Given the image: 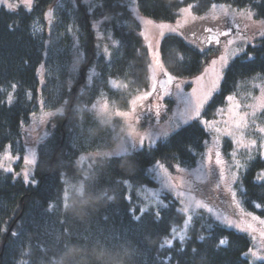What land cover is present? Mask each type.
I'll return each mask as SVG.
<instances>
[{"label": "trees", "instance_id": "1", "mask_svg": "<svg viewBox=\"0 0 264 264\" xmlns=\"http://www.w3.org/2000/svg\"><path fill=\"white\" fill-rule=\"evenodd\" d=\"M50 1L33 0L28 12L0 9V153L16 143L23 123L38 107L37 100L42 97L48 103L50 99L38 74L44 62L43 50L32 31L34 20L41 17ZM212 4L249 10L255 19H264V0H136L142 16L166 23L174 22L183 6L189 5L194 16H202ZM75 5L70 16L83 63L71 91L62 88L58 103L63 115L50 120V132L36 149L32 174L38 183L25 184L0 173V264H250L244 254L251 240L245 233L200 215L194 218L186 239L175 240L169 247L162 245V240L169 235L171 225L183 220L177 201L167 195V208L144 213L135 205L136 186L152 184L147 172L151 165L162 164L170 173L175 167L196 166L208 140L199 121H190L130 154L95 157L87 169L75 164L79 151L71 140L78 108L93 102L109 81L124 86L115 99L119 105L126 103L130 95L148 87L150 66L140 24L124 0H95L92 9L78 1ZM98 20L101 35L116 43L107 59L99 54L100 48H92L97 40L92 22ZM103 42L107 39L102 46ZM258 42L225 68L218 91L202 111L204 118H214L227 96H239L250 80L264 77V38ZM159 56L164 70L176 79L197 75L208 59L176 33L161 38ZM91 68L95 74L90 84H80ZM260 116L264 119V111ZM116 123L113 121L114 126ZM259 170H264V158L257 155L241 173L240 195L246 207H264V181L255 179ZM126 182L132 191L127 190ZM106 188L115 190V201L93 204L92 198ZM70 205H75L74 212L65 211ZM225 238L227 244L221 245ZM72 249L76 253L69 255Z\"/></svg>", "mask_w": 264, "mask_h": 264}, {"label": "rangeland", "instance_id": "2", "mask_svg": "<svg viewBox=\"0 0 264 264\" xmlns=\"http://www.w3.org/2000/svg\"><path fill=\"white\" fill-rule=\"evenodd\" d=\"M77 1L78 3L85 4L92 9L95 0H52L45 7L41 17L35 19L32 24V31L38 36L37 38L40 39V49L43 50L44 54V62L41 65L43 68L41 66L38 68L39 80L41 81V86L48 91L47 93L50 99L48 98V103H45L42 97L37 100L38 107L33 110L27 121L23 123L20 132L21 134L16 140V143L0 153V173L11 175L12 178L20 179L25 183L24 173L27 170L31 171L29 183L25 184H33L31 181L34 180L32 173L35 168V165L26 164L25 158L29 156L30 153H35L38 145L48 136V133L50 132L49 125H51L50 120L56 115H63L62 110H60L61 104L58 103V99H60L62 95V88H64V91H71L75 83L76 75H78L80 70V65L83 63V55L80 49L81 45H79L80 42L78 36H76V31L72 28V18L70 16L72 10L76 7L75 4H77ZM124 1L128 5L129 10L131 11L130 13H132L136 21H138L137 23L140 24L141 33H143L146 41L150 59L148 87L140 92L130 95L126 100V103L124 102L122 105H119L115 98L118 91L124 90V86H122L120 82L109 81L107 88L101 91L99 95L94 98L93 102L84 107L78 108V114H76L75 119L77 125L74 130L73 139L71 140L72 146L79 151L76 155L75 164L81 169H87L89 166V160L95 157L101 156L102 158V156L109 157L130 154L140 147L151 146L159 139L166 137V135H163L162 133H167V135H169L178 128L184 126V124L197 120L203 127L204 131L207 132L206 134H208L207 144H205L206 146L201 158H199L196 166L191 169L175 167L172 173L168 171L169 175L172 177V183L181 185L178 190L188 192L190 186L191 194L197 199H202L208 207L213 209V212L211 213L206 209H198L188 225L187 230L192 225L194 218L200 215H204L228 228H230V226L216 219L215 214L220 213L227 215L233 220L239 219L238 210L235 209L231 202L230 194L226 191V185L220 182V166L215 164V152L217 150L220 152L221 158L224 162L223 167L226 179L231 178L232 172L236 173L237 180L232 184V188L237 192V199L241 202L242 207L246 212L252 213V215L257 216L259 219H264V207L261 205L257 206L256 204H253V207H246L243 205L239 187L241 173L245 170L247 163L257 155L264 158V147H261V145H264V133L259 131L260 128H264V119L260 116L261 112L264 111V108L254 110L251 107H246L247 105L255 104V98L261 95L260 86H264V77H257L250 80L247 85L248 87L243 88L242 91L240 90L239 96H234L241 105V114H248L246 116L248 128L244 130V136L245 140H256V146L251 150L239 148L232 137L226 136L223 133L218 134L215 131L210 130L204 124V121H215L216 127L221 129L224 128V122L229 119L227 112L229 107V102L227 101L228 96L224 101L223 107L218 109L214 118H204L202 116L204 108L201 111L200 117L196 119L189 118L185 112V98L190 97L193 90L197 88V84L195 83L197 77L203 74L204 70L210 65L212 59H218L219 56L223 54L224 42L230 38L221 37L220 45L201 44L200 41L206 39L209 35L205 30L207 28H213L216 31L231 30L232 37H234L237 30H239L240 35L247 38V42L237 40L236 43L232 45V47H240L242 45L243 50L237 55L231 57L229 60L230 63L235 57L244 54L247 51V48H253L258 45L259 39L264 38V36H261L260 34L264 31V19H255L252 15L251 20H249L246 16L242 17L238 15L240 12H246L249 10H237L226 6L225 8L228 10V15H224L219 9V4H212L211 8H209L204 15L196 16V20H191L189 17L187 23H184L185 17L181 13V9H191L189 5L183 6L179 9L178 16L174 22H157L145 18L140 12H138L139 10L136 5V0ZM11 2L19 3V0H11ZM213 5L217 6L215 12H213ZM1 8L9 11L4 5H0V9ZM21 8L28 12L23 5H21L15 12ZM50 11L52 12L51 22H49L47 17V13ZM190 11L192 13V10ZM147 20H151L152 24L148 25L143 23V21ZM178 21L183 24V27L179 28L176 34L183 36L187 42L198 48L200 51L201 49L206 51L208 59L205 66L202 68V71L197 75L190 78L176 79V82L180 83V90H177L175 84H173L167 86L168 91L165 92V81L167 78L164 75L165 70L162 63H160L159 42L163 36L173 32L163 30V35H161L162 30L159 28V25L167 24L171 27H176ZM99 23V20L92 22V34L95 37L94 39H97L95 40L94 45H92V48H100L99 54H102V56L107 59L109 57L110 49L114 47V44L116 43L111 40V37L105 38V36L101 35L102 33L99 29ZM231 27L235 28V30L233 31ZM103 39H107V42H103L104 46H102ZM105 49H107V51H105ZM94 74L95 72L92 68L86 71L84 80L82 79L80 84L86 82L88 86ZM153 77H155V79H153ZM44 82L46 85L43 84ZM62 85H64V87L60 88ZM153 85H155L157 91L153 92L146 100H138L135 105L136 110L133 112L132 101L136 100L138 96L144 93L151 92ZM67 91L65 93H68ZM161 96L163 97L162 99H160ZM63 102L64 100L62 103ZM105 102H107V107L104 109L99 108ZM57 103L59 105H57ZM93 105H96L97 107L94 108ZM221 109L224 111H221ZM84 111H86L87 114H83ZM157 111H159V115L156 114ZM44 113H52V115L45 116ZM119 113H129L130 118L120 115ZM115 120L118 123L114 126L113 121ZM131 128H135L138 135L130 136L129 132ZM133 137L137 138L134 144ZM216 141H218V143H215ZM224 142L228 143L225 144ZM210 149L212 150L211 163H209L208 160ZM6 151L11 156L10 160L4 159ZM234 152L235 157L233 156ZM82 157L83 159H81ZM236 161H239L243 166L237 169L235 167ZM9 165L12 168L11 172L5 171V168ZM161 165L162 164L156 163L148 167L147 172L152 180V184L139 185L133 190L132 187H129L130 184L126 182L128 187L127 190H133L134 192L136 197L135 205L140 213L141 208L145 206H147V209L159 207L154 202L157 198V193L159 194V199L163 200L165 204L168 203V199H166L167 195H170L176 200L178 203L176 209H178V211L184 206L181 203V199L183 198L177 197L175 191L162 188L161 178L163 173L161 171ZM202 168L208 172L207 176H205L204 171H201ZM213 169L214 172L212 171ZM85 176L86 175H83V177ZM255 179L257 182L264 181V170H259V172L256 173ZM79 183L80 181H78L77 184ZM218 183L220 184L219 188L216 187ZM180 213L183 215L181 224L171 225L169 235L162 240V245H167L165 243L166 240H172V242L175 240L180 241L176 233L184 231V223L187 220V214ZM247 219L250 221L251 218L248 217ZM256 227L259 228L260 225L257 224ZM231 228L249 236L251 245L244 254L249 263L252 264L257 261H264L257 258L264 257V240L259 236V233L250 234L249 232L240 231L235 227ZM173 229H175L176 232H173ZM253 235L256 236L255 240H253ZM252 252H256L257 257H253L251 255Z\"/></svg>", "mask_w": 264, "mask_h": 264}, {"label": "snow or ice", "instance_id": "3", "mask_svg": "<svg viewBox=\"0 0 264 264\" xmlns=\"http://www.w3.org/2000/svg\"><path fill=\"white\" fill-rule=\"evenodd\" d=\"M33 0H19V3L17 2H11V0H0V5L6 6V8L9 11L15 12L21 5H23L28 11H31ZM216 5H213V12L216 11ZM219 9L221 12L224 13V15H228V10L225 8L224 5H220ZM181 13L184 15V23L188 22V18L190 17L191 20H196L197 17L192 15L190 8H183L181 9ZM240 16H246L247 19L251 20L253 13L251 11L246 12H240L238 13ZM47 17L49 19V22L52 20V12L47 13ZM215 18V17H213ZM143 23L151 25L152 21L147 20L143 21ZM183 27V24H181L179 21L177 22L176 27H171L167 24H160L159 28L162 30L161 35H163V30H167L169 32L176 33L179 28ZM205 31L209 33V35L206 37V39H203L200 41L201 44H221V37H230L224 42V48H223V54L219 56L218 59H212L210 61V65L204 70L203 74L197 77L195 83L197 84V88L193 90V93L190 97L185 98L186 103V109L185 112L189 116V118L196 119L199 118L201 115V111L204 108L205 104L212 98L213 94L217 91L220 85V81L223 79L224 76V69L227 68L229 64V60L231 57L237 55L240 51H242V45L240 47H232L236 43L237 40H243L244 42H247L246 37H242L240 35V31L237 30L236 35L234 37L231 36V30L228 31H216L213 28H207ZM261 36H264V31H262ZM143 35V33H141ZM107 51V49H105ZM201 51L204 53V55H207V52L201 49ZM182 59V57H181ZM43 68V66H41ZM165 77L167 78L165 81V92L168 91L167 86L175 84V88L177 90H180V83L176 82V78L167 73L164 72ZM155 79V77H153ZM114 83V82H113ZM261 87V95L256 99V103L253 105H247L246 107H251L254 110L264 108V86ZM13 88H15V85H13ZM157 89L155 85H153L152 91L144 93L137 97L136 100L132 101L133 109L132 111L135 112V105L137 104V101H143L146 100L149 96L152 95L153 92H156ZM163 97L161 96L160 99ZM9 100H11V96H9ZM227 101L229 102V107L227 109L229 119L224 122V128L221 129L219 127H216V122H208L204 121V124L206 127H208L210 130L215 131L216 133H223L226 136H230L233 138L234 142L239 148H245L251 150L256 146V140H245L244 136V130L248 128V123L246 120L247 113L241 114L240 103L236 100L234 96H228ZM94 108H96V105H93ZM107 107V102H105L103 105H101L99 108L104 109ZM221 111H224L221 109ZM120 115H123L125 117L130 118L129 113H119ZM159 115V111L156 113ZM45 116L52 115V113H44ZM260 132L264 133V128L259 129ZM163 135H167V133H162ZM130 136H136L138 135L136 133L135 128H131L129 132ZM142 142V138H141ZM135 143V140L133 141V144ZM215 143H218L216 141ZM261 147H264V145H261ZM212 150H209L208 154V160L209 163H211L212 156H211ZM233 156L235 157V152L233 153ZM5 160H10L11 156L5 152L4 155ZM83 159V157L81 158ZM25 163L28 165H35L36 163V156L35 153L32 152L25 158ZM215 164L217 166H220L219 171V178L220 182L224 183L226 185V191L230 194L231 202L234 205L235 209L238 210V220H233L230 218V216L223 215L220 213L215 214L216 219L222 221L226 225L230 227H235L239 229L240 231L249 232L250 234L259 233V236L264 240V219H259L257 216L252 215L250 212H246L245 209L242 207L241 202L237 199V192L232 188V184H234L237 180V176L235 172H232L231 178L226 179L225 170L223 167V160L221 158L220 152L217 150L215 152ZM243 165L239 161H236L235 167L237 169L241 168ZM161 171L163 173V176L161 178V186L162 188H167L170 191H175L177 197H181V203L184 205L181 209H179L180 212L187 214V220L184 223V231H180L176 233L179 237L180 241H184L187 236V228L190 222L193 219V216L195 215L196 211L198 209H206L208 212H213V209L208 207V205L202 200L197 199L194 195L191 194V188L189 186L188 192H185L184 190H178L180 189L181 185L179 184H173L172 183V177L169 175L167 169L163 167V165L160 166ZM5 171L11 172L12 168L9 165L5 168ZM201 171L205 172V176H207L208 172L204 170L203 168ZM214 172V169L212 170ZM31 175V171L27 170L24 173V180L25 183H29V177ZM31 183L34 185L38 183L36 180H32ZM131 187V185H129ZM217 188L220 187V184L218 183L216 185ZM242 191V190H241ZM156 200L154 201L160 208H167L168 205L164 203L163 200L159 199V194H156ZM259 206V205H257ZM147 206L141 208V213L146 212ZM160 213L156 212V217L159 218ZM250 217V221L247 219ZM134 219L139 220L140 216H135ZM259 224L260 227L257 228L256 225ZM173 232H176L175 229H173ZM201 240L204 239L203 236L200 237ZM256 239V236L253 235V240ZM165 243L171 247L172 240H166ZM221 245L227 244V239H221L220 240ZM251 255L253 257H257L256 252H252ZM258 259L264 260V257H257Z\"/></svg>", "mask_w": 264, "mask_h": 264}, {"label": "clouds", "instance_id": "4", "mask_svg": "<svg viewBox=\"0 0 264 264\" xmlns=\"http://www.w3.org/2000/svg\"><path fill=\"white\" fill-rule=\"evenodd\" d=\"M132 139L136 140L137 138L133 137ZM114 202L115 201V190L111 188H106L100 192L98 196L92 198V202L95 205H100L103 202ZM76 210L75 205H70L65 211L74 212ZM76 253L75 249L70 250L69 255H74Z\"/></svg>", "mask_w": 264, "mask_h": 264}, {"label": "flooded vegetation", "instance_id": "5", "mask_svg": "<svg viewBox=\"0 0 264 264\" xmlns=\"http://www.w3.org/2000/svg\"><path fill=\"white\" fill-rule=\"evenodd\" d=\"M231 29L234 31L235 30V28H233V27H231Z\"/></svg>", "mask_w": 264, "mask_h": 264}]
</instances>
